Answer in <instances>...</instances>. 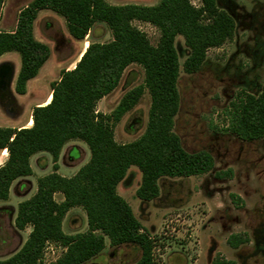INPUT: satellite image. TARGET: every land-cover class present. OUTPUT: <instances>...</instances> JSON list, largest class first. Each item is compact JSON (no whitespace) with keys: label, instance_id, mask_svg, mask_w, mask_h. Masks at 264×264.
<instances>
[{"label":"trees","instance_id":"16d2710c","mask_svg":"<svg viewBox=\"0 0 264 264\" xmlns=\"http://www.w3.org/2000/svg\"><path fill=\"white\" fill-rule=\"evenodd\" d=\"M160 0L154 6L109 5L104 0H33L22 9L13 32H0V57L15 52L20 69L15 82L18 95L34 79L50 57L49 48L36 41L33 25L41 10L61 15L68 34L83 41L96 23L111 31L108 43L90 42L70 71H63L51 85V101L32 110L30 128H0V153L7 160L0 166V201H6L14 181L32 175L30 159L45 152L52 157L54 171L37 181L36 193L17 207L14 225L31 232L22 247L0 264H44L46 245L64 249L50 264H85L109 246H132L141 252L134 264H154L153 243L143 233L132 209L117 193L130 167L141 173L136 197L143 202L156 199L162 178H190L209 173L214 159L206 151L188 153L173 131L180 106L179 61L175 39L180 36L189 50L183 64L187 74L199 71L210 49L220 48L235 33L233 18L217 7L216 0ZM4 0H0V13ZM133 22L147 23L160 32L157 46ZM131 65L144 71L142 85L130 89L110 115L96 112L97 103L119 85ZM147 89L151 99L143 135L128 144L114 139V125L131 111ZM229 131L239 140L264 138V83L258 96L242 93L229 108ZM72 140L85 143L89 161L70 178L57 173L63 147ZM63 197L61 202L55 195ZM82 208L87 231L68 235L62 229L66 214ZM245 239L231 236L233 248ZM224 264V263H219Z\"/></svg>","mask_w":264,"mask_h":264},{"label":"rangeland","instance_id":"374dc122","mask_svg":"<svg viewBox=\"0 0 264 264\" xmlns=\"http://www.w3.org/2000/svg\"><path fill=\"white\" fill-rule=\"evenodd\" d=\"M33 0H4L0 13V32H13L19 12ZM109 5L136 4L153 6L160 0H104ZM195 7L198 0H191ZM217 7L235 22L231 40L220 48L210 49L198 72L187 74L183 64L189 50L182 37L175 39L179 61L178 91L180 106L174 119V133L188 153L208 152L214 159L209 173L190 178H162L159 196L143 202L136 197L141 173L130 167L117 187V193L132 209L143 233L153 243L154 264H264V138L244 142L229 131V108L242 94L258 96L264 83V0H217ZM157 46L160 32L150 24L133 22ZM36 41L50 50L48 61L37 76L26 84V93L15 92L20 56L15 52L0 57V67L13 71L10 82L0 89V128H30L32 110L46 106L51 99V85L63 71L72 70L90 42L108 43L111 31L96 23L83 41L74 40L65 19L52 10H41L33 25ZM144 71L131 65L118 87L96 105V112L110 115L121 98L132 88L142 85ZM151 105L145 89L136 106L114 125V139L128 144L145 132ZM90 159V151L79 140L68 142L57 161V173L70 178ZM7 155L0 153V166ZM52 157L41 152L31 157L32 175L14 181L6 201H0V260L14 255L22 247L31 227L23 231L14 225L18 205L30 199L37 181L54 171ZM55 200L61 202L62 195ZM82 208L71 209L63 219L65 234L87 231ZM231 236L245 239L233 248ZM105 249L85 264H134L141 252L129 245ZM64 249L49 243L42 262H55Z\"/></svg>","mask_w":264,"mask_h":264},{"label":"flooded vegetation","instance_id":"af4514ba","mask_svg":"<svg viewBox=\"0 0 264 264\" xmlns=\"http://www.w3.org/2000/svg\"><path fill=\"white\" fill-rule=\"evenodd\" d=\"M8 71H10V67H8V66H1L0 67V89H4L6 87L7 82L9 83L11 78H12V76H11L8 80L5 79V75L8 73ZM46 103H47V101H46ZM30 123H32V120H30L28 125Z\"/></svg>","mask_w":264,"mask_h":264},{"label":"water","instance_id":"95a60500","mask_svg":"<svg viewBox=\"0 0 264 264\" xmlns=\"http://www.w3.org/2000/svg\"><path fill=\"white\" fill-rule=\"evenodd\" d=\"M12 74H13V71L10 68V71H8V73L5 75V79L8 80L12 76Z\"/></svg>","mask_w":264,"mask_h":264},{"label":"bare ground","instance_id":"6f19581e","mask_svg":"<svg viewBox=\"0 0 264 264\" xmlns=\"http://www.w3.org/2000/svg\"><path fill=\"white\" fill-rule=\"evenodd\" d=\"M87 46H88V44H87ZM84 52H85V50H84ZM83 52V53H84ZM82 55H80V57H81ZM50 101H51V99L49 98V100L47 101V103H46V105H48L49 103H50ZM30 125H32V123H30ZM3 155L5 156V155H7V151L6 150H4L3 151Z\"/></svg>","mask_w":264,"mask_h":264},{"label":"crops","instance_id":"0c3cea01","mask_svg":"<svg viewBox=\"0 0 264 264\" xmlns=\"http://www.w3.org/2000/svg\"><path fill=\"white\" fill-rule=\"evenodd\" d=\"M216 4H217V0H216ZM154 6V5H153Z\"/></svg>","mask_w":264,"mask_h":264}]
</instances>
